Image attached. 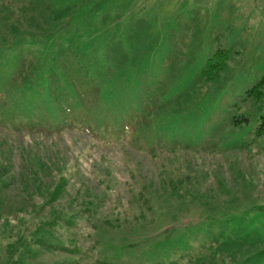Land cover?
I'll use <instances>...</instances> for the list:
<instances>
[{"label":"rangeland","instance_id":"obj_1","mask_svg":"<svg viewBox=\"0 0 264 264\" xmlns=\"http://www.w3.org/2000/svg\"><path fill=\"white\" fill-rule=\"evenodd\" d=\"M31 1L0 0V264H169L219 225L264 235L263 108L230 111L264 85V0Z\"/></svg>","mask_w":264,"mask_h":264},{"label":"trees","instance_id":"obj_2","mask_svg":"<svg viewBox=\"0 0 264 264\" xmlns=\"http://www.w3.org/2000/svg\"><path fill=\"white\" fill-rule=\"evenodd\" d=\"M31 11H33L36 0L31 1ZM46 3L47 12H50V0H42ZM74 4V3H73ZM100 2L96 1L93 7H100ZM74 6V5H73ZM73 6H65L64 8H57V12L67 14L72 12ZM54 9V8H52ZM35 13V12H32ZM226 52L221 49L216 50L212 56L207 57L204 66L200 70V75L206 79H213L225 65ZM259 82L251 85L243 94L238 97L230 106L232 121L237 122L240 119H246L247 116L239 117L236 111L239 107H244L245 110L254 109L256 106L263 108L260 114L261 121L258 125L257 133H261L264 129V85ZM264 84V82H262ZM56 190L51 192V196L55 194ZM216 220L209 221L213 225ZM208 229L204 232V237L199 241V248H206L207 252L195 255L192 250L175 259L170 260L169 264H264V235L257 230L242 231L235 230L233 233H225L221 225L218 228ZM254 245L255 249L246 254L238 256L239 251L244 245ZM237 253V256L235 255ZM154 264H161L156 262Z\"/></svg>","mask_w":264,"mask_h":264},{"label":"crops","instance_id":"obj_3","mask_svg":"<svg viewBox=\"0 0 264 264\" xmlns=\"http://www.w3.org/2000/svg\"><path fill=\"white\" fill-rule=\"evenodd\" d=\"M81 3H82V2H81ZM95 3H96V2L93 3V6H94Z\"/></svg>","mask_w":264,"mask_h":264}]
</instances>
